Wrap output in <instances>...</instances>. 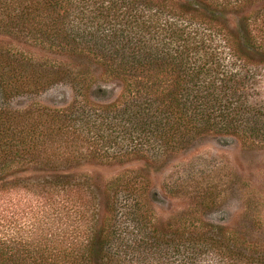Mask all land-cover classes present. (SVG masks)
Instances as JSON below:
<instances>
[{
    "label": "trees",
    "instance_id": "trees-1",
    "mask_svg": "<svg viewBox=\"0 0 264 264\" xmlns=\"http://www.w3.org/2000/svg\"><path fill=\"white\" fill-rule=\"evenodd\" d=\"M229 18H241V28ZM0 38L77 54L122 84L119 100L99 110L82 101L51 113L44 133L0 124V201L18 183L43 201L18 220L17 205L2 204L0 264H264V255L204 225L157 229L140 188L98 190L78 170H26L25 179L5 170L27 155L70 165L85 159L81 146L122 159L130 148L161 157L208 136L261 141L264 0H0ZM32 63L0 48V93ZM43 140L52 152L44 158ZM60 142L63 157L55 154ZM120 143L127 145L108 155Z\"/></svg>",
    "mask_w": 264,
    "mask_h": 264
},
{
    "label": "rangeland",
    "instance_id": "rangeland-1",
    "mask_svg": "<svg viewBox=\"0 0 264 264\" xmlns=\"http://www.w3.org/2000/svg\"><path fill=\"white\" fill-rule=\"evenodd\" d=\"M254 9L243 16L250 15ZM240 20L229 18L230 28L236 25L241 28ZM8 47L31 60L34 66L25 68L21 81L11 84L4 94L0 93V124L4 126L16 129L24 123L36 124L44 133L50 124L48 116L53 112L65 113L82 101L93 102L99 110L119 100L121 82L92 60L0 38V48ZM82 80L86 85L79 86ZM260 86L264 102V79ZM96 93L102 102L96 101L99 100ZM43 142L46 147L39 154L43 158V152L51 156V144ZM61 143L55 145V154L63 157ZM120 145L108 155L114 156L127 144ZM87 148H78L85 159L70 165L50 166L40 156L31 162L27 155L28 161L14 162L5 170H10L8 175L16 173L24 179L21 174L26 170H78V177L86 178L98 190L123 184L140 188L143 210L149 212L157 229L173 231L182 224L204 225L228 235L237 248L264 255V137L250 142L208 136L191 146L165 152L161 157L129 151L130 148L125 158L101 159L97 152ZM39 174L35 172L32 177L42 176ZM21 186L20 183L12 186L17 192L0 201L1 211L7 207L2 204L17 205V220L22 218L28 204L35 210L43 202L18 190ZM4 214L9 216V212Z\"/></svg>",
    "mask_w": 264,
    "mask_h": 264
}]
</instances>
